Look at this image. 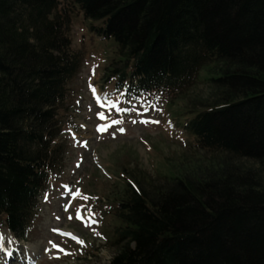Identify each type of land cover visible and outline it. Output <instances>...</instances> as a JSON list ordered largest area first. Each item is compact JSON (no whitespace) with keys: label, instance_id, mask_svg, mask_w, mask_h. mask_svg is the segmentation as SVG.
Masks as SVG:
<instances>
[{"label":"trees","instance_id":"obj_1","mask_svg":"<svg viewBox=\"0 0 264 264\" xmlns=\"http://www.w3.org/2000/svg\"><path fill=\"white\" fill-rule=\"evenodd\" d=\"M75 8L114 40L105 82L128 99L184 93L202 67L221 66L213 103L182 130L226 157L203 177L129 182L107 264H264V179L232 163L264 165V0H0V232L27 239L63 164L84 58L70 37Z\"/></svg>","mask_w":264,"mask_h":264},{"label":"rangeland","instance_id":"obj_2","mask_svg":"<svg viewBox=\"0 0 264 264\" xmlns=\"http://www.w3.org/2000/svg\"><path fill=\"white\" fill-rule=\"evenodd\" d=\"M74 12L72 48L82 50L84 58L70 85L69 124L61 136L66 155L39 199L27 239L11 235L9 257L6 247L10 245L4 238L0 264H107L116 254L112 239L119 225L112 216L113 204L122 198L129 182L150 188L165 178L203 177L216 171L226 157L199 149L194 138L182 130L194 112L213 103L216 92L210 79L219 73V64L202 67L195 84L184 93L128 99L113 82H105L106 67L117 59L114 40L94 36L89 26L99 21L85 20L76 8ZM116 120L120 123H114ZM232 163L264 179V165L252 160ZM79 211L82 218L77 216ZM93 220L96 222L91 223ZM4 231L0 236L5 237ZM53 243L64 251H56Z\"/></svg>","mask_w":264,"mask_h":264},{"label":"snow or ice","instance_id":"obj_3","mask_svg":"<svg viewBox=\"0 0 264 264\" xmlns=\"http://www.w3.org/2000/svg\"><path fill=\"white\" fill-rule=\"evenodd\" d=\"M104 98L107 100L108 99V96H107V94H105L104 95ZM114 123H117V124H119L120 123V121L119 120H116V121H114ZM85 199H88V197H85ZM89 211H91V210H89ZM77 216H79V213L77 214ZM70 219H71V217H70ZM96 221H91V223H95ZM4 236H0V252H3V251H5V249H4V245H3V240H4ZM12 240L11 239H9L8 240V244L9 245H11L12 244ZM77 243H82V241H80V240H77ZM52 247H57L55 244H53L52 245ZM60 251H64L63 249H59ZM64 254H69V253H67V252H65ZM7 255L10 257L11 255H12V250H11V248H8L7 249Z\"/></svg>","mask_w":264,"mask_h":264},{"label":"bare ground","instance_id":"obj_4","mask_svg":"<svg viewBox=\"0 0 264 264\" xmlns=\"http://www.w3.org/2000/svg\"><path fill=\"white\" fill-rule=\"evenodd\" d=\"M110 106V105H109ZM75 193H74V195L72 196L73 198H75ZM80 213H79V217L80 218H82V211H79ZM58 230V232H60V233H64V234H67V235H77V234H74L73 232H71V231H65V230H63V229H57ZM67 232V233H66ZM9 239H11L12 240V238H11V236H10V234L9 233H7V232H5V241L6 242H8V240ZM83 242V241H82ZM54 244V243H53ZM52 244V245H53ZM51 245V246H52ZM6 246V244L4 245V247ZM57 247H55V250L57 251V250H59V249H63L61 246H59V245H56ZM7 249L8 248H11L12 249V247H11V245L9 246V247H6ZM37 248V247H36ZM34 249V248H33ZM36 250V249H35ZM38 250V249H37ZM7 251V250H6ZM7 253V252H6ZM46 253H49V250L46 252ZM21 259V258H20ZM28 259H30V257L28 258ZM25 262H28V260L25 258ZM9 263V262H8Z\"/></svg>","mask_w":264,"mask_h":264}]
</instances>
